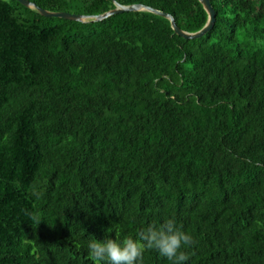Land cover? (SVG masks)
Masks as SVG:
<instances>
[{
    "label": "trees",
    "instance_id": "trees-1",
    "mask_svg": "<svg viewBox=\"0 0 264 264\" xmlns=\"http://www.w3.org/2000/svg\"><path fill=\"white\" fill-rule=\"evenodd\" d=\"M29 1L207 21L199 0ZM210 2L186 39L146 10L0 0V264H95L92 239L168 219L183 264H264V0Z\"/></svg>",
    "mask_w": 264,
    "mask_h": 264
},
{
    "label": "clouds",
    "instance_id": "clouds-1",
    "mask_svg": "<svg viewBox=\"0 0 264 264\" xmlns=\"http://www.w3.org/2000/svg\"><path fill=\"white\" fill-rule=\"evenodd\" d=\"M138 237L120 240L117 235L114 239H92L88 244L89 258L95 264H139L146 249H155L174 264H183L190 253L182 248L195 243L190 234L177 227L174 219H168L159 226L150 224L138 233Z\"/></svg>",
    "mask_w": 264,
    "mask_h": 264
},
{
    "label": "water",
    "instance_id": "water-1",
    "mask_svg": "<svg viewBox=\"0 0 264 264\" xmlns=\"http://www.w3.org/2000/svg\"><path fill=\"white\" fill-rule=\"evenodd\" d=\"M20 2L22 5L33 8L35 9L39 14L47 17H61L64 19H69V20H76V21H99L101 19H104L112 14L119 13V12H126V11H139V10H146L161 16H164L170 20V24L174 32L183 38L186 39H191V38H198L204 35L207 31H209L212 26L214 25L215 22V11L211 5L210 0H199L201 5L203 6L204 10L207 13V21L204 24V26L199 29L198 31L195 32H187L182 29H180L173 17L165 12H162L160 10H157L155 8H152L147 5H142V4H130V5H123L120 4L116 1H114V8L103 12L101 14L93 15V16H84L80 14H74L66 11H50L46 10L44 8H41L37 5H35L33 2H30L29 0H17Z\"/></svg>",
    "mask_w": 264,
    "mask_h": 264
}]
</instances>
